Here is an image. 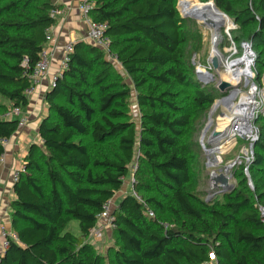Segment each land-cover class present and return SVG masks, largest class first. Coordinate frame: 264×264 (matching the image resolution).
I'll list each match as a JSON object with an SVG mask.
<instances>
[{"label": "trees", "instance_id": "1", "mask_svg": "<svg viewBox=\"0 0 264 264\" xmlns=\"http://www.w3.org/2000/svg\"><path fill=\"white\" fill-rule=\"evenodd\" d=\"M213 1L234 25H257L247 38L264 49V0H246L242 7L240 0ZM94 2L90 16L107 25L111 51L138 90L139 134L130 87L113 76L104 51L84 40L72 43L68 67L46 95L42 146L30 147L15 182L17 239L0 264H206L212 255L217 264H264V125L258 127L250 179L241 167L240 185L210 202L191 188L193 167L202 158L198 130L190 133L192 114L204 118L221 95L215 86H203L189 58L203 48V26L181 15L178 0ZM58 9L52 0H0V95L12 107L28 104L29 74ZM261 62L257 56L259 77ZM10 109L0 106V158L1 140L18 129V120L6 117ZM135 159L132 191L112 210L120 247L105 261L87 238L105 204L123 189ZM162 189L168 193L159 199ZM72 221H78L79 235L69 231Z\"/></svg>", "mask_w": 264, "mask_h": 264}, {"label": "rangeland", "instance_id": "2", "mask_svg": "<svg viewBox=\"0 0 264 264\" xmlns=\"http://www.w3.org/2000/svg\"><path fill=\"white\" fill-rule=\"evenodd\" d=\"M198 2H201V3H198ZM208 2H202L200 0H178L177 7H178L179 12L183 16V12L185 10H186V13L190 14L191 12L190 9H192L195 6H199L201 4L205 5V3H208ZM210 2L214 3L213 0H211ZM245 2L246 0H240L237 7H242L245 4ZM227 16L231 19L230 27L234 28V30H232V28L231 30H227L226 28L220 29L219 38L221 40L217 41V45H216L217 49L220 51L222 55V61H221L222 65L220 68V72L221 73L225 72V66L227 62H231L232 60L242 57L245 53V48L243 46L245 43H249L250 48H251L250 50L255 56L253 59V66H252L254 75L251 79V84L252 82L255 81L258 85H260V88L263 89L264 91V72L259 77L255 69L257 56H260V59L262 61L260 63V66L264 67V49L262 47H254L247 38L248 31H250V29H253V30L256 29L257 25H252L246 28H243L240 25L233 26L232 21L234 19L230 17L229 15ZM197 22L201 24L199 21ZM202 31H203V48L200 52L189 55V58L193 65V70L195 71V73H196L197 68L201 67L211 72L212 74H214L213 75L214 79L209 81L208 84L216 87L219 82V79L221 78V75L220 74L218 75L216 72L212 70V67L209 62V59L212 54V49H213L214 31L204 26L202 28ZM111 62L114 67L113 76L120 77L122 81L125 82L130 87L131 114L133 116L134 123L138 130L137 132L139 134L140 110L137 104L138 90L135 88L134 83L131 80V78L124 75L121 63L119 61H111ZM196 75H197V78L202 83L200 75H198L197 73ZM251 84L244 86V79H243L242 83H239V89L241 88L243 92H249ZM235 88L233 87V88L227 89L224 92V94H221L216 98L215 102L219 101V103L217 104L213 112L211 113L210 119L212 120H211L209 128L205 132H204V129L206 128V125L209 121L210 111L212 110L213 105L208 109L207 114L204 118H201L199 113L192 114V125L190 128L191 129L190 133L193 134L194 132H196V130H198L196 133V137H197V142L199 144V147L201 148L202 158H199V161H196L195 166L193 167L191 188L194 190V192L197 193L198 196H201L203 199H205L208 202L214 199L222 200V194L228 191V189H225L222 186V184H220L219 182L217 184L214 183L213 181L214 174L225 173L227 177H230V180H229L230 183L234 184V186L235 185L239 186L242 180V177H243L240 173L241 167H244L245 169L244 174L248 179H250V173L248 172V167L253 157L254 143L258 139V136H259L258 127L259 125H264V121L263 122L260 121L259 124L257 125L256 122L258 118L253 120L254 127L252 125V128H254V130H253L252 136L256 138L254 141H251V139L247 137L243 138L242 135L237 136L236 133L235 134L229 133L224 136L226 137L225 139L232 138L230 139L231 141L229 142V144L228 143L223 144L219 152H215L210 155H208L205 152L204 147L209 146L208 143L211 138V133L214 130H218L222 132V130H220V127H219L220 121L222 120L224 121V119L226 120L229 117L236 116V113H234L233 110L229 109V107L226 105L234 106L235 104L239 103L240 98H241L240 95L238 94V96L234 99H226L224 101L222 100L224 97H227V95L230 94ZM0 106H6L8 108H11L12 103L0 95ZM263 112H264V109H263ZM223 121L221 122L222 124H223ZM233 135L236 136L235 139L232 137ZM240 137H242L243 139ZM224 142L226 141L224 140ZM216 159H219V162L214 163ZM230 164L231 166L229 167V170L226 173L225 168ZM138 167H139V161L135 159L133 163L130 164V172H129L128 177L125 179L123 189L115 196L113 200L114 201L113 210L116 209L117 199L119 200L120 197L124 195V192L130 193L132 191L133 181L134 179H136L137 171L139 170ZM41 177L44 180V182L47 184V180H46L47 178L44 172H42ZM141 193L146 195L144 192H141ZM165 193H168V192L164 189L160 190V193L158 194V198L164 199L163 196ZM139 194L137 195L139 196ZM69 231L72 232L74 235L80 234V228H79L78 221H72L70 223ZM87 241L90 242L95 247L96 251L104 258L105 261H108L109 259H111L115 250L119 249L120 247L113 224L107 223V222L97 223V226L95 227V229L92 230L90 236L87 238ZM211 257H212L211 261L206 264H217L214 256L212 255Z\"/></svg>", "mask_w": 264, "mask_h": 264}, {"label": "crops", "instance_id": "3", "mask_svg": "<svg viewBox=\"0 0 264 264\" xmlns=\"http://www.w3.org/2000/svg\"><path fill=\"white\" fill-rule=\"evenodd\" d=\"M52 1L59 5V9L55 14L56 23L51 27L53 41L47 43L52 53L50 72L37 85L34 94L28 97V104L22 109V115L27 119L26 125L18 128L4 145L3 159L0 162V228L6 226L11 234H15L11 216V203L16 197L13 172L24 164L25 156L33 144L42 146L39 125L48 113L46 94L60 71L64 46L78 40L85 41L86 38L87 22L79 8L81 0ZM4 252L0 239V257Z\"/></svg>", "mask_w": 264, "mask_h": 264}, {"label": "built area", "instance_id": "4", "mask_svg": "<svg viewBox=\"0 0 264 264\" xmlns=\"http://www.w3.org/2000/svg\"><path fill=\"white\" fill-rule=\"evenodd\" d=\"M95 2L94 0H81L80 2V11L83 14V16L86 19L87 22V31H86V38L85 41L101 48L106 57L110 60V61H118V56L116 53L111 51V38L109 37V35L106 34V29H107V25L105 23L102 22H98L92 19V17L90 16V11L91 9L94 7ZM58 10H53L51 12L52 15L55 16V14L57 13ZM46 43L40 53V58L38 60V62L36 63L34 69L32 70V72L29 74V79H30V83L28 85V87L25 89V94L27 95V97L31 96L34 94V92L37 89V85L40 83V81L44 78H46L49 75L50 72V61H51V51L49 49V47H47V43H51L53 41V35L51 32V28L46 29ZM246 44V43H245ZM74 46L72 43L70 44H66L64 46V54L60 60V71L58 73V75L55 77L54 82L52 87L54 86L57 77L60 76L62 74V72L68 67V61L70 59V54L73 52ZM202 72L205 73V77L204 75H202ZM196 73L198 75H200L201 77V81L203 83V86L207 85L209 81L213 80V75L211 72L199 67L196 70ZM252 84H254L253 89L255 88V107H252V125H253V120L257 119L259 117L260 114H263V109H264V97L262 95H264V91L263 89L260 88V85H258L255 81L252 82ZM250 86V89L252 88V85ZM241 102V98L239 103ZM237 103V104H239ZM22 106H13L11 107V109L9 111H7L6 113V117L9 118H16L18 120V128H22L26 125L27 119L26 117H24L22 115ZM254 127V125H253ZM253 130L254 128H252L251 130V134H248L247 136H243L250 138L251 141H254L256 138L254 136H252L253 134ZM238 136V135H237ZM234 139L236 136H234ZM242 138V137H240ZM242 138V139H243ZM232 139V138H230ZM231 141V140H230ZM1 142L3 143V145H6L8 143V139H3L1 140ZM3 157L0 158V162L2 161ZM25 171V166L24 164L16 169L13 172L12 178L13 181L16 182L20 176L21 172ZM134 182V181H133ZM251 184V183H250ZM252 186V184H251ZM113 199L109 200L105 206L103 211L98 215V223L99 222H107V223H113ZM149 216H153V212L149 211L148 213ZM165 227H167V225L165 224ZM0 239H1V246L2 249L5 250L6 247L9 245V242L11 239L16 240V235L15 234H11L6 226H2L0 228Z\"/></svg>", "mask_w": 264, "mask_h": 264}, {"label": "bare ground", "instance_id": "5", "mask_svg": "<svg viewBox=\"0 0 264 264\" xmlns=\"http://www.w3.org/2000/svg\"><path fill=\"white\" fill-rule=\"evenodd\" d=\"M207 14L209 17L213 18L215 21L220 22L222 24H225V28L228 30L229 23L228 19L215 4L213 3H207L204 6L190 12L191 15H195L196 17H201L202 14ZM198 19V18H197ZM221 39L218 37V41ZM245 48V53L242 57L232 60L231 62H227L225 66V72L221 73V78L227 82H229L232 85V88L236 87L230 94L227 95L223 99H234L238 96V94L241 97V102L239 104L233 105H226L229 107V109H232L234 113H236V116L229 117L228 119H224L223 124L220 121V130L223 132V136L227 134H235L236 135H242L247 136L248 134H251L252 130V107H255V88H252L249 90V92H243L241 88L239 89V83H242V80L244 79V86L251 84V79L254 75L253 71V59L254 54L251 52L250 44L246 43L243 46ZM216 53L219 55L220 62L222 61V55L220 51L217 49ZM222 63V62H221ZM222 65V64H221ZM241 65V66H240ZM202 75L205 76V73L202 72ZM207 77V76H205ZM232 79V80H231ZM264 97V95H262ZM233 137V136H232ZM234 138V137H233ZM223 144H229L230 138L225 140ZM223 144L219 146V151L221 150ZM229 146V145H228ZM219 162V159H216L214 161ZM228 165L227 167H230Z\"/></svg>", "mask_w": 264, "mask_h": 264}, {"label": "water", "instance_id": "6", "mask_svg": "<svg viewBox=\"0 0 264 264\" xmlns=\"http://www.w3.org/2000/svg\"><path fill=\"white\" fill-rule=\"evenodd\" d=\"M198 3H201V2H198ZM213 5H214V3H213ZM183 17L184 18H189L190 17V18H194V19L196 18V20L198 18L197 21H199L204 27H206V28L211 29V30L214 31V35H213V41H214L213 42V49H212V54H211V57L209 59V62H210V65L212 67V70L219 75L220 74V68H221V62H220L219 55L216 53V50H217V46L216 45H217L218 37H219V34H220L219 33L220 32V29L221 28H225V24H222L220 22L215 21L213 18L209 17L207 14H204V13L199 18V17H196L195 15H191V14H188V13H184L183 12ZM232 25L234 26V23L233 22H232ZM231 28L232 27H228V30H230ZM216 88L218 89V91L221 94H224V92L227 89L232 88V85L229 82H227V81L223 80L222 78H220L219 79V82H218V84L216 86ZM218 103H219V101H216L213 104L212 110L210 111L209 121H208V123L206 125V128L204 129V132L210 126V123H211V120H212V119H210L211 118V113L213 112V110L215 109V107L217 106ZM225 138L226 137L223 136V132L218 131V130H214L211 133V138H210V141L208 143V145L210 147L209 146L208 147L207 146L204 147L205 152L208 155L213 154L215 152H219V146L224 143V140H226ZM210 144H212V145H210ZM251 147H252V145H251ZM228 170H229V167H226L225 168V172L227 173ZM229 180H230V177H227V175L225 173L214 174V176H213L214 183L217 184L219 182L220 184H222V186L225 189L231 190L235 186H234V184L230 183Z\"/></svg>", "mask_w": 264, "mask_h": 264}]
</instances>
